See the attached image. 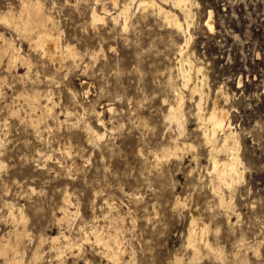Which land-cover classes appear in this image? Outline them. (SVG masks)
Here are the masks:
<instances>
[{"label": "rangeland", "instance_id": "obj_1", "mask_svg": "<svg viewBox=\"0 0 264 264\" xmlns=\"http://www.w3.org/2000/svg\"><path fill=\"white\" fill-rule=\"evenodd\" d=\"M22 1L0 0V14L17 15ZM38 1L52 19L48 29L77 56L53 59L36 49L35 33L22 36L0 22V32L30 61L0 62V242L17 248L0 255V264L13 257L33 264L36 252L37 264H264V0H191L186 51L204 76L193 74L190 85L202 86L205 113L221 90L217 106L228 111L239 140L243 179L228 209L211 190L199 97L177 72L183 35L152 9L133 6L123 30L112 20L111 0ZM163 5L183 22L178 9ZM92 8L102 21H91ZM175 89L184 96L181 135L167 119ZM34 91L50 95L51 114L27 105L25 95ZM84 126L103 137L95 141ZM164 149L176 155L161 156ZM65 196L77 213L60 220ZM191 205L213 248L200 247L196 258L186 243ZM24 229L15 243L14 232ZM92 230L111 246L116 237L123 260L109 259ZM61 234L75 246L60 239L59 256L50 238Z\"/></svg>", "mask_w": 264, "mask_h": 264}, {"label": "bare ground", "instance_id": "obj_2", "mask_svg": "<svg viewBox=\"0 0 264 264\" xmlns=\"http://www.w3.org/2000/svg\"><path fill=\"white\" fill-rule=\"evenodd\" d=\"M111 3L113 5V8L116 10L115 11L116 14L115 16L112 17V20H114L115 22L119 20L121 22V26L123 30L128 25V21L131 16L132 7L136 6L137 9L141 7L143 9H152L153 11H156L157 14L164 19V21L168 26L173 27L183 35L184 41L179 45V54H178L179 67L177 68V72L182 78L181 79L183 81L182 86L190 88L191 97L195 96L194 94H196V96L198 95L197 97H199L196 103V117L201 125L200 127L201 138H202L201 140H203V142L209 148L208 151L209 160H210L209 162L211 163L210 164L211 170L209 173L211 179L209 180L212 188L211 190L216 194L218 199V204L228 209L231 205L232 193L234 191V188L243 179V172L241 171L242 161L239 154V140L235 132L231 129V123L228 119V111L223 107L217 106L218 99L221 96V90L216 91L213 106L210 110H208L205 113L204 110L201 108V101L203 98L202 86L199 85L198 81L193 86L190 85L193 74H196V79H198V76L200 74L204 76L202 72V68L194 63V61L191 59V56L186 51L190 39V34L188 31L193 17L192 16L193 13L191 11V0H159V2L157 0H122V1L111 0ZM163 3H170L174 8L178 9L179 12L183 15V22H181L178 16L175 13H173L171 10L165 9ZM107 12L108 10L103 6L101 13L106 14ZM101 13H99L95 8H92L90 14L91 21L93 23L97 21H102L104 17L101 16ZM0 22L12 26L13 29L19 32V34H22V36L35 33L34 39L32 41L35 44L36 49L37 48H39V50L42 49L44 52H47L49 54V57H52L53 59L62 60L65 57H71L75 60L77 56L76 52L73 51L67 44L63 45L60 42L58 34H52L50 29H48L49 22L51 23V25H53L52 19L50 17L42 15V7L38 0L34 3L30 0H23L21 2V8L18 11L17 15L12 13L11 11L10 14L8 13L0 14ZM206 24L210 30H213V23L210 17L206 21ZM11 40L10 38H6L4 34L0 32V62L2 61V58L6 57L7 60L5 58V61L7 62H5V65L7 63V67L8 64L9 66L12 64L14 65L17 61H21V63L24 64H29L30 61L20 55L19 53L20 47L17 48L14 45L13 40L12 41ZM183 87L182 89H184ZM175 90H176V93L174 94L175 103L174 105L169 106L167 119L175 124L176 128L178 129V135H181L185 131V115L183 113L184 96L182 91L179 90L177 92V89ZM41 97H44V99H46L47 101L46 104L41 103ZM25 99L28 101L27 105H29L30 103L33 109L34 107H39V109L43 110V112L46 113L47 115L51 114L52 107L49 106V103L51 101L50 95L48 94L45 95L42 94L41 92L34 91L30 94H26ZM52 103L54 104V102ZM110 108L109 110H111ZM35 110H37V108ZM35 110L34 111L31 110V113L32 111L36 112ZM96 114L98 116L97 117L98 125L101 126L102 120L100 118V113L97 112ZM38 119L39 120L41 119L39 115L38 117H36V120ZM86 128L90 130L92 137L95 141L96 139L98 140L101 137H103V135H101L92 126ZM173 143H175L174 148H177L178 145L176 141H173ZM182 148L189 150L192 153V155L195 156V148L192 144L183 143ZM162 154L163 155L161 156L164 157H168L170 155H176V150L164 149ZM220 154L224 155L223 158H219ZM224 190L228 191L229 193L228 197L226 196L227 194H224ZM67 205H69V199L67 196H65L64 204L61 209L62 216L60 220L68 219L70 218V216H76L77 212H72V211L70 212L67 208ZM10 206L12 207L9 213L15 219L16 217L14 215L15 205L14 207L13 205ZM16 210L18 212V208ZM188 211H190L191 220L187 232L186 243L187 246L192 251L194 258H196L198 257L200 247H204L209 251H213V248L211 247L209 240L205 238V233L208 231V226L205 225L203 221L198 219V212H197L198 210L195 209V206L191 205ZM19 216L21 221L24 220V216L22 215V212L19 213ZM25 231L26 230L24 229L22 231L16 230L14 232L13 236L15 238V243H18L17 240L20 239L21 236L25 234ZM90 234L92 235L96 243L98 244L104 243V246H106V250H108L106 256L109 259L123 260V258H121L122 256L121 253L123 252H120L118 247L120 245V242L116 237H114L113 241H111L114 242V246H111L108 240H105L103 237H101L96 230H92ZM109 236L112 237L111 235ZM62 238L64 239L67 248H72L75 246V243L71 242V239L63 234L51 237L50 238L51 244L55 249H57L59 256L63 253L59 245L60 239ZM85 239L88 240L89 235L86 236ZM246 249L247 248H245V250ZM9 251L17 252V248L15 247L14 244H12V242L9 239H6L4 241L2 240L0 242V255H4V254L6 255ZM215 255H217V253ZM39 259H40V255L37 252L34 253L33 264H37V261ZM175 260H176L175 264H178L180 262V260L179 261H177V259ZM7 262L8 264H21V260L16 259V257L6 260V263Z\"/></svg>", "mask_w": 264, "mask_h": 264}]
</instances>
